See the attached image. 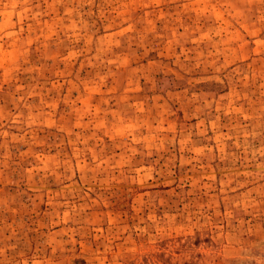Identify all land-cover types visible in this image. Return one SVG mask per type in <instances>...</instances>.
<instances>
[{
	"label": "rangeland",
	"instance_id": "1",
	"mask_svg": "<svg viewBox=\"0 0 264 264\" xmlns=\"http://www.w3.org/2000/svg\"><path fill=\"white\" fill-rule=\"evenodd\" d=\"M0 264H264V0H0Z\"/></svg>",
	"mask_w": 264,
	"mask_h": 264
}]
</instances>
